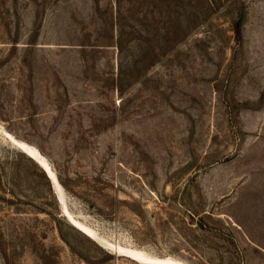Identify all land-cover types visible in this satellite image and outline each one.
<instances>
[{
  "label": "rangeland",
  "instance_id": "obj_1",
  "mask_svg": "<svg viewBox=\"0 0 264 264\" xmlns=\"http://www.w3.org/2000/svg\"><path fill=\"white\" fill-rule=\"evenodd\" d=\"M66 210L156 258L264 264V0H0V264H139Z\"/></svg>",
  "mask_w": 264,
  "mask_h": 264
},
{
  "label": "bare ground",
  "instance_id": "obj_2",
  "mask_svg": "<svg viewBox=\"0 0 264 264\" xmlns=\"http://www.w3.org/2000/svg\"><path fill=\"white\" fill-rule=\"evenodd\" d=\"M11 142L17 147L19 150H21L24 154H26L29 158L34 160L45 172L46 170L48 171L50 177L47 176L51 180H55V176L52 173V170L50 169L49 165L47 162L44 160L43 156L40 154V152L33 146L12 138ZM46 169V170H45ZM58 185V184H57ZM58 187V186H57ZM56 187V188H57ZM66 214L69 217V222L74 226L76 229H78L80 232H82L84 235H86L88 238L95 240L99 243H103L105 247L109 249V251H113L118 255L125 256L139 264H182L179 261L173 260L171 258H156L153 257L146 252L139 250V249H134L131 247H123L120 245H114L110 242H105L101 240L100 235L97 234V232L89 227L88 225L78 221L75 217L71 216V214L66 210ZM105 242V243H104Z\"/></svg>",
  "mask_w": 264,
  "mask_h": 264
},
{
  "label": "trees",
  "instance_id": "obj_3",
  "mask_svg": "<svg viewBox=\"0 0 264 264\" xmlns=\"http://www.w3.org/2000/svg\"><path fill=\"white\" fill-rule=\"evenodd\" d=\"M242 23H243V19L240 18V19L236 22V24H235V28H234V30H235V32H236V34H237V37H238L239 39H241Z\"/></svg>",
  "mask_w": 264,
  "mask_h": 264
},
{
  "label": "water",
  "instance_id": "obj_4",
  "mask_svg": "<svg viewBox=\"0 0 264 264\" xmlns=\"http://www.w3.org/2000/svg\"><path fill=\"white\" fill-rule=\"evenodd\" d=\"M46 170V169H45ZM46 173L48 174V176L50 177V175H49V173H48V171L46 170Z\"/></svg>",
  "mask_w": 264,
  "mask_h": 264
}]
</instances>
